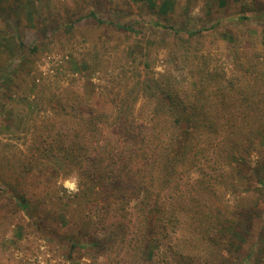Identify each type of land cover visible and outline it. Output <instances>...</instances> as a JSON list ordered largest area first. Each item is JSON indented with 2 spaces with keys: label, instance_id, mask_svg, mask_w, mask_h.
I'll return each instance as SVG.
<instances>
[{
  "label": "rangeland",
  "instance_id": "rangeland-1",
  "mask_svg": "<svg viewBox=\"0 0 264 264\" xmlns=\"http://www.w3.org/2000/svg\"><path fill=\"white\" fill-rule=\"evenodd\" d=\"M208 72L221 76L219 85L232 87L234 98L220 107L229 115L219 110L216 123L235 131L246 162L227 169L216 193L203 195L202 208L219 206L214 213L221 222L237 218L247 242L242 249L229 242L226 248L221 238L214 246L184 217L175 234L167 229L170 236L161 239L147 264H264V189L251 188L255 168L262 165V147L251 135L264 131V0H0V264H74L59 237L31 228L24 211L13 209L6 185L70 196L78 190L81 172L57 178L53 171L60 165L43 148L56 145L59 131L77 126L76 101L88 91L85 80L96 83L107 110L119 112L121 98L133 103L139 98L141 80L155 78L173 87L180 79L191 95L196 92L191 82L201 86ZM131 104L126 101L125 107ZM134 104L139 111L140 101ZM102 199L86 200L73 211L79 221L93 216L97 224L88 229L97 238L121 222L111 214L98 220L105 215ZM250 208L256 210L252 218L244 213ZM156 229L166 230L163 223ZM138 238L134 233L121 252L116 246L109 255L82 249L75 254L77 263L138 264Z\"/></svg>",
  "mask_w": 264,
  "mask_h": 264
},
{
  "label": "trees",
  "instance_id": "trees-1",
  "mask_svg": "<svg viewBox=\"0 0 264 264\" xmlns=\"http://www.w3.org/2000/svg\"><path fill=\"white\" fill-rule=\"evenodd\" d=\"M90 15L98 22H104L96 13ZM116 26L138 32L130 25ZM8 42L12 39L8 38ZM208 73L201 86L191 82L196 90L191 95H188L190 88L184 87L180 79L172 83L173 87L171 82L164 84L155 78L141 80L140 96L134 100L140 101L139 111H134L136 102L124 98H121L122 110H107L105 98L99 97L96 83L85 80L88 91L76 101L79 103L75 116L77 126L69 131H59L56 145L43 148L47 158L54 157L60 165L53 171L57 178L69 175L75 169L81 172L78 190L71 196L48 191L42 194L9 183L6 187L13 209L24 211L31 228L46 237H59L66 246V256L74 264H79L75 254L82 249L109 255L117 246L121 252L134 233L138 234L141 251L138 264H147L161 239L170 236L167 229L172 228L175 234L182 223L185 225L184 217L194 231L203 233L206 240H212V245L223 238L226 248L229 242L232 247L242 249L247 238L236 227L240 221L236 218V221L226 223L225 218L221 222L222 216L217 218L218 214L214 213V208L219 206H208V210L202 208L203 195L206 199L207 193H216L214 189L227 169L246 162L240 144L233 140L235 131L231 133L232 128L224 130L216 123L217 112L222 110L220 107L228 105L234 98L232 87L219 85L217 81L221 76L215 78ZM3 86L0 81V89ZM112 100L117 104L119 99ZM126 101L132 104L125 107ZM221 113L228 114L224 110ZM245 116L249 118L247 113L241 117L246 119ZM10 118L7 114V119ZM174 128L177 133H171ZM227 132L230 136L225 138ZM251 137L259 149L262 147L258 156L261 157L258 163L262 165L255 168L256 186L251 187L260 191L264 189V161H261L264 160V131H257ZM28 170L29 173L33 168ZM100 198L104 201L101 212L105 215L97 216L98 220H107L111 214L121 221L114 232L104 238H97L88 229L97 224L93 216L79 221L73 215L86 200ZM246 212L252 218L256 210L250 208ZM161 223L166 229L162 232L156 229ZM235 240L241 244H236ZM254 254V250L250 251L247 258Z\"/></svg>",
  "mask_w": 264,
  "mask_h": 264
}]
</instances>
